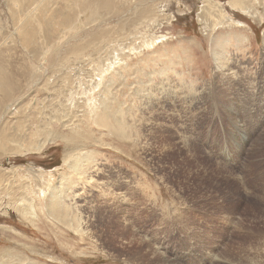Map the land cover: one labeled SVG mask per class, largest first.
Here are the masks:
<instances>
[{
	"label": "rangeland",
	"instance_id": "obj_1",
	"mask_svg": "<svg viewBox=\"0 0 264 264\" xmlns=\"http://www.w3.org/2000/svg\"><path fill=\"white\" fill-rule=\"evenodd\" d=\"M27 4L0 0V264H264V0Z\"/></svg>",
	"mask_w": 264,
	"mask_h": 264
},
{
	"label": "bare ground",
	"instance_id": "obj_2",
	"mask_svg": "<svg viewBox=\"0 0 264 264\" xmlns=\"http://www.w3.org/2000/svg\"><path fill=\"white\" fill-rule=\"evenodd\" d=\"M45 1H47V0H38V1H36V0H29V3L30 4H27V6L26 5H23V6H21L22 7V9H28V14L30 15V16H33L37 11H38V9L40 8V6L45 2ZM102 2H105L106 0H101ZM133 0H128V2H132ZM35 4V6L33 7V8H30L32 5H34ZM30 8V9H29ZM217 10H219V9H217ZM221 13V12H220ZM213 29V28H212ZM219 35V34H218ZM206 36V35H205ZM158 39V38H157ZM157 39H154V40H151L150 42H148L147 41V43L149 44L148 45V47H151L152 46V48L151 49H153L154 47H155V45H156V42L158 41ZM162 41V40H161ZM160 43V42H159ZM221 43V42H220ZM211 44V43H210ZM100 46V45H99ZM126 50H128V55L130 54V52H132V55H135L134 53L138 50H136V49H130V48H127ZM199 50V49H198ZM201 50V49H200ZM135 51V52H134ZM99 52V49L98 48H96V51L94 52V54H96V53H98ZM128 55H126L125 53L123 54V56H122V58H121V55H120V53H115V52H113L112 54H111V56L109 57V58H107L106 60H104V63L106 64H104V65H102V66H98V75L95 77L96 79H97V81L95 82L98 86H103V85H105L104 83H103V81L105 82V83H107L106 81V79H104L105 78V75H107V74H109V73H112V72H115V71H113V70H115V69H122L123 67L122 66H119L120 64H119V62L120 61H122V60H124V58L125 59H128ZM219 58H221V57H218L216 60H215V66H217V64H216V61H218V67H221L222 65H223V62L221 63V62H219ZM99 61V60H98ZM100 61H103V58H101L100 59ZM125 62V61H124ZM222 64V65H221ZM124 66V65H123ZM123 70V69H122ZM220 70H222V72H223V68L222 69H220ZM222 72H218L217 71V73L218 74H221ZM114 74H117L116 72L114 73ZM111 77H112V75H111ZM95 79V80H96ZM111 80H113V79H111ZM5 83H6V79H5V77L4 76H1L0 77V93L3 91V90H5L7 87H6V85H5ZM111 85V84H110ZM94 87H95V85H94ZM104 87V86H103ZM109 87V86H108ZM108 87H107V91H108ZM99 88V87H98ZM98 88H97V90H98ZM106 88V87H105ZM102 90V89H101ZM107 91H105V95L106 96H108V97H110V92H107ZM103 93V92H102ZM102 96V95H101ZM119 96V95H118ZM98 103H99V106L101 105V109H99V110H97V116L99 117V118H101L102 117V119L98 122V123H101V122H105V121H109L110 120V117H113V115H112V112L110 111V106H111V104H112V100H111V97L110 98H108V99H106V97H103L101 100H99L98 101ZM86 105V104H85ZM86 107H88V106H86ZM126 108V107H125ZM88 109H89V107H88ZM100 112H102L101 114H100ZM96 116V115H95ZM96 116V117H97ZM119 119H116V118H114L115 120H119V121H121L122 119H121V117H118ZM95 117L93 118V121H95ZM94 123V122H93ZM120 123V122H119ZM19 130V129H18ZM17 130V131H18ZM16 131V133H18V132H20V131H22V129H20L18 132ZM25 132V131H24ZM22 133V132H21ZM21 133H19V135L21 134ZM27 133V132H26ZM24 134V133H23ZM29 134V133H28ZM18 135V134H17ZM18 135V136H19ZM31 135V134H30ZM24 136V135H23ZM32 136V135H31ZM21 137V135L19 136V138ZM25 137V136H24ZM46 138H47V135L45 136ZM22 138V137H21ZM23 139V138H22ZM45 143V142H44ZM43 144V143H42ZM42 144H40V145H42ZM39 144H38V146H37V150L39 149V148H41V146H40ZM71 156L72 155H70L68 158H67V161H66V164L67 165H70V163H71V167H70V169H71V171L70 172H72V174H73V176L74 177H69V176H66V177H64V178H62L61 180H60V184H59V186H52V185H50V182H46L44 185H49V187H48V189H50V190H53V191H56V192H62V191H64V192H62L61 194L62 195H55V196H49V200H50V198H51V200H53V203H55V204H58L59 203V199H60V202H62L63 200H61V199H64L65 197H67L68 195H67V193H69V191H70V189L73 187V186H75V185H77L78 183H80V182H84L85 180H86V178H88V175L85 173V172H83V171H81V169L82 168H84L85 166H87V164H86V161H87V158L85 157V154H82V153H80L79 154V161H77V159H72L71 158ZM74 165V166H73ZM73 169H75L74 171H76L77 170V172H74L73 171ZM74 172V173H73ZM236 178V177H235ZM237 179V178H236ZM71 180V181H70ZM70 181V182H69ZM73 181V184H71V182ZM89 184V183H88ZM72 186V187H71ZM85 186V185H84ZM90 187V186H89ZM82 189L84 190L85 189V187H83L82 186ZM82 190V191H83ZM245 192V191H244ZM66 193V194H65ZM232 193V192H231ZM41 195L42 196H45V194L44 193H41ZM75 196V198H76V196H79V194H77L76 193V195H74ZM39 197V196H38ZM78 198V197H77ZM54 204V205H55ZM74 205V204H73ZM51 206V205H50ZM63 208H64V210L65 211H67L68 212V206L67 205H65V204H63V206H62ZM66 214V213H65ZM68 214V213H67ZM65 217V216H64ZM63 217V218H64ZM66 217H67V215H66ZM68 219V218H67ZM66 220V219H65ZM75 220V219H74ZM73 220V221H74ZM61 220H59V222H60ZM63 223V222H62ZM65 223H67V222H65ZM70 227L69 228H73L74 230H76V225H75V227H73V223H71V224H68ZM67 226V225H66ZM68 228V227H67ZM69 230V229H68ZM70 231V230H69ZM76 232H81L80 230H77ZM166 249V248H165ZM168 251V250H167ZM165 252H166V250H165Z\"/></svg>",
	"mask_w": 264,
	"mask_h": 264
}]
</instances>
